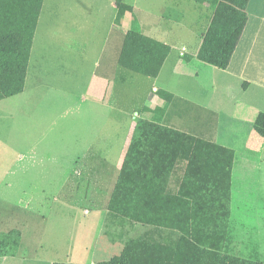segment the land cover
<instances>
[{"label":"crops","instance_id":"crops-1","mask_svg":"<svg viewBox=\"0 0 264 264\" xmlns=\"http://www.w3.org/2000/svg\"><path fill=\"white\" fill-rule=\"evenodd\" d=\"M70 1L72 6H88V13L79 15L80 24L85 29L79 28L74 35L71 32L72 40L69 42L62 39L64 32L59 26L54 44L56 53L65 55L58 56L60 65L72 64L71 60L79 58L75 64L83 66L82 79L71 86L84 90L75 93L68 88L61 89L66 97L80 99V104L72 107L70 148H58L57 143V148L46 153V157L57 162L56 174L64 177L56 192L64 197L70 186L68 192L76 195V199L98 201L102 197L106 199L108 187L113 186L108 207L133 143L140 141L142 144L138 142L132 154L137 159L146 160L150 155L151 164L143 163L144 166L138 169L140 173L155 178L151 186L165 196L178 193L191 173L203 178L197 182L208 186L204 191L219 196L224 189V174L230 170L231 215L223 251L228 253L229 247L245 240L247 248L240 245L242 251L251 249L255 255L258 252L264 255V230L257 227L264 222V136L256 128L258 117L264 114V0H249L246 9L248 22L227 68L217 67L198 57L217 10L207 3L209 0L204 3L191 0L200 3L206 11L200 32L182 21L186 16L185 0H123L132 9L126 12L121 23L116 21L117 0H108L111 7L106 9L105 0ZM43 7L31 46L25 86L16 95L27 93V79ZM90 16L94 21L89 20ZM175 16L180 17V26L195 34L193 44L177 43L173 38L174 29L162 21ZM130 30L170 46L157 77L130 71L120 64L126 34ZM85 32L101 36L95 49L90 39L84 37ZM114 33L118 34L115 36L118 41L116 47L111 46ZM116 60L119 68L113 70L111 65ZM41 61L49 62L44 57ZM104 62L102 71L97 72L93 67L88 72V64L97 68ZM74 72L77 76L80 74L79 70ZM48 73L49 70L46 72L41 66V78L46 79ZM41 82L48 90L57 89L53 83ZM129 85L138 88L129 91ZM160 89L174 94L175 98L172 101L162 98L158 94ZM48 90H40L39 97L47 96ZM134 97L139 98L138 102L130 101ZM62 126L69 129V124ZM82 129L85 133L81 134ZM112 136L119 139L117 148L120 146L114 161ZM57 142L61 140L57 139ZM224 148L233 150L232 159ZM31 150L33 160L37 153L44 156L36 145ZM198 183L193 184L190 180L184 186L195 191ZM103 190L106 194L102 196ZM104 213L106 220L117 222L109 209ZM252 224L256 225L254 229L250 227ZM249 230H254L253 237ZM252 238L255 242L249 246ZM234 254L243 256L239 252Z\"/></svg>","mask_w":264,"mask_h":264},{"label":"rangeland","instance_id":"rangeland-1","mask_svg":"<svg viewBox=\"0 0 264 264\" xmlns=\"http://www.w3.org/2000/svg\"><path fill=\"white\" fill-rule=\"evenodd\" d=\"M103 4L106 6L104 9L111 7L108 6V0ZM184 7L186 16L182 21L200 32L206 11L200 3L191 0H185ZM87 9V5L72 6L70 0H46L33 47L27 93L0 101V234H8L0 264H96L120 254L133 238L173 247L179 242L180 233L174 229L135 223L115 213L110 214L117 221L114 222L116 224L111 223L110 219L106 220L104 211L108 212L106 205L113 186L108 187L106 199L102 197L106 194V190H103L102 198L98 201L76 199V195L68 192L70 186L64 192V197L56 192L64 177L56 174L57 162L46 157V153L57 148V143L58 148H70L72 107L80 104V99L66 97L62 90L68 88L80 93L84 88L77 90L71 86L76 80L80 82L82 79L83 66L75 64L79 58L71 60L72 64L60 65L58 56L65 55L56 53L54 43L59 26L64 32L62 39L69 42L79 28L85 29L80 24L79 15L81 12L87 14ZM90 18L94 21L92 16ZM162 21L174 29L173 38L177 43L188 45L189 42H195V34L178 24L180 17H168ZM93 36L87 32L84 34L95 49L101 36ZM115 36L118 34L112 35L114 44L111 43V46L116 47L118 41ZM41 57L47 58L49 62L41 61ZM105 64H99L97 68L88 64V72L93 67L100 72ZM118 64L117 60L112 62L113 70L119 68ZM41 66H44L46 72L49 70L46 79L41 78ZM75 70H79L78 76ZM41 80L53 83L57 89H46ZM83 83H80L81 86ZM144 87L142 89L145 90ZM137 88L129 85L128 90L134 91ZM40 90H48V95L39 97ZM131 100L138 102L139 98ZM63 124H69V129H65ZM82 132L85 133V129ZM112 138L115 144L114 161L120 146L117 148L119 139L114 136ZM57 139L61 142H57ZM35 145L44 156L37 153L33 160L31 147ZM32 197L36 199L32 200ZM255 226L250 227L254 229ZM257 227L264 230V222ZM253 231H248L252 237ZM228 242L232 243L230 240ZM252 242H255L253 238L249 246ZM247 243L245 240L239 241L234 247H229L230 252L224 253L235 255V252H239L243 254L241 258L264 262L262 252L255 255L250 248L242 251L240 245L246 246Z\"/></svg>","mask_w":264,"mask_h":264},{"label":"trees","instance_id":"trees-1","mask_svg":"<svg viewBox=\"0 0 264 264\" xmlns=\"http://www.w3.org/2000/svg\"><path fill=\"white\" fill-rule=\"evenodd\" d=\"M43 3L44 0H0V100L24 89ZM207 3L217 10L198 57L217 67L227 68L248 22L246 9L249 0H209ZM117 6L116 21L121 23L132 7L123 0H117ZM169 52L168 44L130 30L126 34L120 64L130 71L157 77ZM158 94L171 101L175 98L174 94L163 89ZM256 128L264 136V114L258 117ZM138 142L133 143L108 209L135 223L177 230L180 233L179 242L173 247L133 238L120 254L96 264H264L223 251L231 215L230 170L224 174V189L219 196L204 191L208 186L198 183L203 178L193 173L186 178L178 193L165 196L151 186L155 178L140 173L138 167L147 162L150 165L151 161L150 155L148 161L138 160L132 154ZM224 151L233 158V150L224 148ZM190 180L193 184L198 183L195 191L184 186ZM7 238L8 234H0V255Z\"/></svg>","mask_w":264,"mask_h":264}]
</instances>
